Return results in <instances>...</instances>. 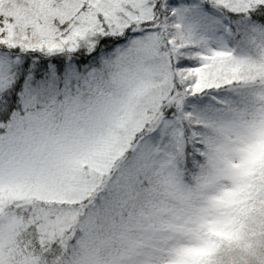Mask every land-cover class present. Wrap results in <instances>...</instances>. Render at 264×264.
Wrapping results in <instances>:
<instances>
[{
  "label": "snow or ice",
  "instance_id": "snow-or-ice-1",
  "mask_svg": "<svg viewBox=\"0 0 264 264\" xmlns=\"http://www.w3.org/2000/svg\"><path fill=\"white\" fill-rule=\"evenodd\" d=\"M0 264H264V0H0Z\"/></svg>",
  "mask_w": 264,
  "mask_h": 264
}]
</instances>
